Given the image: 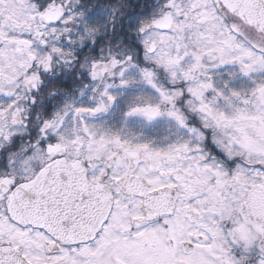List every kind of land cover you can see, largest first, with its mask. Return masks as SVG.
I'll return each mask as SVG.
<instances>
[{
    "label": "snow or ice",
    "instance_id": "6c2138e0",
    "mask_svg": "<svg viewBox=\"0 0 264 264\" xmlns=\"http://www.w3.org/2000/svg\"><path fill=\"white\" fill-rule=\"evenodd\" d=\"M0 264H264V0H0Z\"/></svg>",
    "mask_w": 264,
    "mask_h": 264
}]
</instances>
